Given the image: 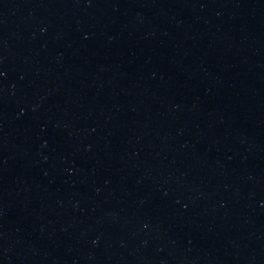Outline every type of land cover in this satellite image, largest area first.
Returning a JSON list of instances; mask_svg holds the SVG:
<instances>
[{
	"label": "water",
	"instance_id": "water-1",
	"mask_svg": "<svg viewBox=\"0 0 264 264\" xmlns=\"http://www.w3.org/2000/svg\"><path fill=\"white\" fill-rule=\"evenodd\" d=\"M0 264H264V0H0Z\"/></svg>",
	"mask_w": 264,
	"mask_h": 264
}]
</instances>
